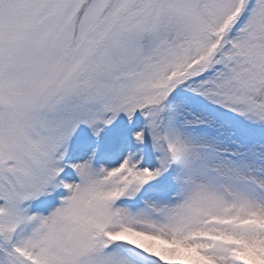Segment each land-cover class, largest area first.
<instances>
[{"label":"snow or ice","instance_id":"1","mask_svg":"<svg viewBox=\"0 0 264 264\" xmlns=\"http://www.w3.org/2000/svg\"><path fill=\"white\" fill-rule=\"evenodd\" d=\"M0 264H264V0H0Z\"/></svg>","mask_w":264,"mask_h":264}]
</instances>
